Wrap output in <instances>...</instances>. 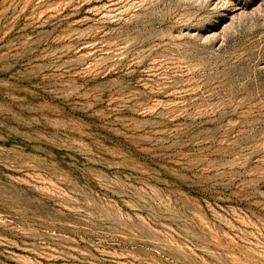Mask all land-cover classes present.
<instances>
[{
    "label": "rangeland",
    "instance_id": "374dc122",
    "mask_svg": "<svg viewBox=\"0 0 264 264\" xmlns=\"http://www.w3.org/2000/svg\"><path fill=\"white\" fill-rule=\"evenodd\" d=\"M0 264H264V0H0Z\"/></svg>",
    "mask_w": 264,
    "mask_h": 264
}]
</instances>
